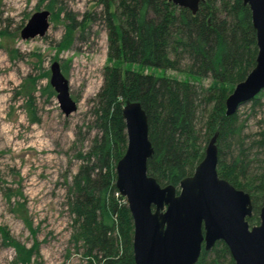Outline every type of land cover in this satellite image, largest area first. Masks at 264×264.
Wrapping results in <instances>:
<instances>
[{"label": "trees", "instance_id": "obj_1", "mask_svg": "<svg viewBox=\"0 0 264 264\" xmlns=\"http://www.w3.org/2000/svg\"><path fill=\"white\" fill-rule=\"evenodd\" d=\"M97 3L107 15V57L114 63L104 66L103 83L94 98L97 134L81 154L82 162L68 188L75 237L85 248L83 264H134L132 218L114 183L115 163L127 144L121 113L127 101H139L147 114L154 149L147 161L149 175L161 185L177 187L214 138L217 173L250 193L252 214L247 220L257 224L264 193V121L253 135H244V123L236 112L226 115L224 105L235 84L255 64L256 34L248 5L243 0H201L192 13L169 0ZM69 27H76L73 21ZM135 63L182 70L190 79L135 70L129 66ZM201 78H210V84L201 85ZM258 94L249 100L253 108L262 105ZM207 107L200 138L197 111L203 113ZM15 249L21 263L27 264L33 250L18 243ZM195 264L234 261L226 244L217 241L209 250L202 248Z\"/></svg>", "mask_w": 264, "mask_h": 264}, {"label": "rangeland", "instance_id": "obj_2", "mask_svg": "<svg viewBox=\"0 0 264 264\" xmlns=\"http://www.w3.org/2000/svg\"><path fill=\"white\" fill-rule=\"evenodd\" d=\"M44 9L49 11L45 34L22 39L20 31L30 16ZM107 23L97 0H0V264H23L15 243L33 250L27 264L86 261L83 242L75 237L68 188L81 154L97 134L94 98L103 83L104 66L114 63L107 57ZM53 60L59 62L77 102L67 116L49 83ZM129 66L190 79L182 70ZM200 81L207 86L211 79ZM258 96L260 107L253 108L248 100L236 110L247 136L264 121V89ZM208 108L197 111L200 138Z\"/></svg>", "mask_w": 264, "mask_h": 264}, {"label": "water", "instance_id": "obj_3", "mask_svg": "<svg viewBox=\"0 0 264 264\" xmlns=\"http://www.w3.org/2000/svg\"><path fill=\"white\" fill-rule=\"evenodd\" d=\"M195 13L201 0H169ZM251 12L256 34L255 64L225 98V114L236 112L243 102L264 89V0H243ZM49 11L34 12L20 31L22 39L43 36ZM49 83L62 113L77 108L68 79L60 64H50ZM127 144L115 163V187L123 196L132 218L134 264H195L202 248L223 241L234 264H264V193L258 223L250 226V193L235 187L217 173L218 148L214 138L206 144L192 173L178 183L161 185L147 173L154 149L148 137L147 114L139 101L121 108Z\"/></svg>", "mask_w": 264, "mask_h": 264}, {"label": "flooded vegetation", "instance_id": "obj_4", "mask_svg": "<svg viewBox=\"0 0 264 264\" xmlns=\"http://www.w3.org/2000/svg\"><path fill=\"white\" fill-rule=\"evenodd\" d=\"M217 145V144H216ZM218 163V162H217ZM233 185V184H232Z\"/></svg>", "mask_w": 264, "mask_h": 264}]
</instances>
